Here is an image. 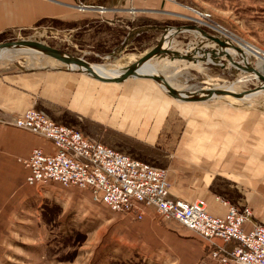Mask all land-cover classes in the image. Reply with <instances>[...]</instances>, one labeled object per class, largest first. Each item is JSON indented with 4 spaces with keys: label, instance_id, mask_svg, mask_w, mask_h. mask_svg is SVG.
Wrapping results in <instances>:
<instances>
[{
    "label": "rangeland",
    "instance_id": "rangeland-1",
    "mask_svg": "<svg viewBox=\"0 0 264 264\" xmlns=\"http://www.w3.org/2000/svg\"><path fill=\"white\" fill-rule=\"evenodd\" d=\"M77 3L78 1L74 0L67 3L72 9L66 17L39 20L31 29L4 31L5 37L0 43L16 41L20 38L37 39L64 53L81 57L91 63L103 64L100 67L115 68L116 65L128 66L145 55L160 40L162 36L160 28L163 26L197 24L208 33L231 40L234 45L246 52L247 59L255 68L258 66L264 69V0H114L113 4L108 3L110 6L107 3V5L102 4L100 0H82L80 3L86 5L82 8H79ZM98 4L106 8L93 7ZM145 5H150V9L145 8ZM145 10L148 12L144 13ZM40 21L43 23L40 24ZM194 39H196L194 33H179L173 42V47L184 48ZM3 55L1 62L4 70L53 73L64 69L81 74L82 78L88 81L87 84L92 82L99 87L104 85L103 81L93 79L78 70L67 69L62 62L40 53L22 50L21 52L4 51ZM152 63H159L161 74L173 87L185 91L228 87L243 95L242 92H252L259 85V80L255 76L240 71L231 64H227L226 67L222 64L206 62L188 65L182 60H178V64L175 62L172 64L170 61L159 62L158 59L152 60ZM132 80L133 77L112 83L113 85L110 86L115 89L111 90L109 97H105L106 102L101 103L96 114L91 111H78L73 107L65 109L57 104L38 107L37 98L32 99L35 104L29 108L40 109L53 120L71 126L87 137L112 146L132 158H138L166 170L170 191V175L174 173L177 156L182 153L190 157L191 143L196 142L190 136L188 117L179 113L182 102L190 101L179 102L150 78L146 79L147 84L140 90L129 93L122 101L120 88L127 81ZM156 94L159 104L167 103L170 106L167 125L165 128H160L162 131L156 142H143L135 136L113 130L112 126H117L118 120L115 118L117 115L122 117L127 110L131 115L141 111L147 112L149 108L147 109L146 105L149 101L157 100ZM140 102L147 111L138 110ZM118 103L127 105V109L119 110ZM130 103H135L132 105V112H130ZM190 103H205L210 106H214L215 103L223 105L259 103L262 111V126H264V90L259 94L246 95L234 104L223 97ZM152 110L149 111L157 112L155 108ZM159 112L161 113L162 110ZM36 148L39 147L34 149ZM27 184L26 180L25 199L14 209L19 215H10V225L6 231L0 232V257L3 259L0 264H157L149 262L143 255L142 257L132 255L128 246L117 240L120 234L118 221L114 217L129 213L112 211L102 203L101 199H95L90 190L84 192L78 187L68 188L58 183L35 189ZM215 186L225 195L226 192L234 190V186L224 179H217ZM171 197L174 198L172 194ZM224 198L227 201H221L227 207V212L217 216H225L230 205L237 206L240 211L249 206L252 209L250 218L252 222L248 227L263 224L253 221L254 212L251 205H240L227 195ZM27 206H32V210L40 213V220H34L38 214L37 216L31 214L30 219L19 220L22 217L20 214L25 213L23 209ZM142 209L143 217L151 210L154 218L160 223L170 224L174 229L182 231L184 233L182 238L193 239V242L202 244L203 255L197 264H208L211 246L205 238L173 218L165 219L154 207ZM135 215L136 219H141L139 214ZM235 245H238V242L231 240L230 243L225 244V247L231 250Z\"/></svg>",
    "mask_w": 264,
    "mask_h": 264
},
{
    "label": "crops",
    "instance_id": "crops-1",
    "mask_svg": "<svg viewBox=\"0 0 264 264\" xmlns=\"http://www.w3.org/2000/svg\"><path fill=\"white\" fill-rule=\"evenodd\" d=\"M70 1L0 0V34L9 29H31L39 20L66 17L72 9L67 4ZM100 1L102 4L114 3V0ZM149 6L145 8L150 9ZM145 8L141 7V9ZM146 12L148 11L145 10L144 13ZM133 78L134 80L127 81L120 88L122 101L129 93L137 92L147 84L144 77ZM87 82L81 74L70 70L69 72L64 69L56 70L53 73L20 72L2 69L1 62L0 232L6 231L10 225V215H19L14 209L26 197L24 194L27 169L18 158L28 156L35 147H42L50 153L55 151L52 144L41 136L5 122L13 120L33 106L34 98H37L38 107L57 104L65 109L73 107L78 111H91L96 114L101 103L106 102L105 97H109L111 90L115 89L110 85L120 81L102 82L104 85L101 87ZM156 96L157 100L149 101L146 107L149 110L155 108L157 112L147 111L140 102L138 110L147 112L141 111L131 115L127 110L122 117L117 115L115 117L118 120L117 126H112L113 130H120L143 142H156L162 131L160 128H165L168 121L166 119L170 116L168 113L170 106L167 103L159 104L158 95ZM133 104H129L130 112ZM117 105L119 110L127 109V105L119 103ZM180 107L179 113L188 117L190 136L196 142L191 143L190 157L182 153L177 156L174 173L170 175L172 196L191 201L203 198L209 213L215 216L227 212V207L221 201H227L224 198L227 195L240 205H251L254 212L253 221L264 224V126H262V111L259 103L256 105L215 103L214 106H210L205 103L182 102ZM246 121L248 122L245 123ZM217 179H224L234 186V190L226 192V195L222 194L216 189ZM56 183L61 184L50 182L41 187L45 188ZM30 187L41 189L38 186ZM23 210L25 213L20 214L22 217L19 220L30 219L31 214L35 216L38 214L34 220H40V213L32 210V206H27ZM114 219L118 221L117 225L121 230H118L120 235L117 240L126 244L132 255L141 257L143 255L151 263L197 264L203 255L202 244L193 242V239L182 238L184 235L182 231L174 229L170 224L160 223L154 218L151 210L141 219H136L134 213L115 216ZM2 260L0 257V263L3 262Z\"/></svg>",
    "mask_w": 264,
    "mask_h": 264
},
{
    "label": "built area",
    "instance_id": "built-area-1",
    "mask_svg": "<svg viewBox=\"0 0 264 264\" xmlns=\"http://www.w3.org/2000/svg\"><path fill=\"white\" fill-rule=\"evenodd\" d=\"M76 5L86 7L80 2ZM93 7L106 8L100 4ZM5 124L43 136L55 150L48 153L39 147L18 159L28 169V185L41 187L59 182L90 190L112 211L137 213L140 218L142 208L154 207L165 219H175L209 242L208 264H264V224L248 227L252 222L249 206L240 211L230 205L225 216H213L203 199L172 198L166 170L87 137L40 109H26ZM231 240L238 245L228 250L225 244Z\"/></svg>",
    "mask_w": 264,
    "mask_h": 264
},
{
    "label": "water",
    "instance_id": "water-1",
    "mask_svg": "<svg viewBox=\"0 0 264 264\" xmlns=\"http://www.w3.org/2000/svg\"><path fill=\"white\" fill-rule=\"evenodd\" d=\"M162 31V36L160 40L151 48L149 51L143 55L142 57L138 58L134 62H132L128 66H115L116 73L112 70H108L106 73L113 75L114 78L118 76V78L114 79L113 81H124L128 78L138 77L140 76L139 70L144 68L147 63L154 59H158L159 62L162 61H170L172 64H178V60H182L185 64L188 63H197L198 61L201 63H205L208 59L211 60L213 64H222L223 67H226L227 64H231L236 67L240 71L248 72V74L257 76L259 79L258 88L255 91L264 90V74L260 72L258 67H254L252 64H239L241 57L243 58V49L239 48L238 46L234 45L231 40L228 38H221L212 33H208L203 28H201L197 24L193 25H181L177 27L173 26H163L160 28ZM188 32L194 33L196 35V39L191 40L188 42L184 48L175 49L173 47V42L179 35V33ZM201 39V40H199ZM213 43L215 47H204L206 44ZM5 49H12L14 51H21V50H29L34 53H40L45 56L54 58L67 66V69H74L80 72H84L82 69L89 71L91 73H98L102 71L98 66L103 64H95L83 59L81 57L64 53L63 51L51 47L40 40H30V39H23L20 38L16 41H5V43H0V64L3 59V53ZM226 60V61H223ZM223 62V63H222ZM225 62V63H224ZM244 63V62H243ZM73 65L76 67L73 68ZM145 79H153L155 82L162 84L159 82V79L152 74L147 73L144 76ZM116 80V81H115ZM164 80V79H163ZM102 81H106L105 79ZM167 87L170 90H173L171 84L165 79L164 80ZM169 92V90L167 91ZM171 95V93H168ZM172 96V95H171ZM176 99V98H175ZM201 99H187L184 98L182 101H200Z\"/></svg>",
    "mask_w": 264,
    "mask_h": 264
},
{
    "label": "bare ground",
    "instance_id": "bare-ground-1",
    "mask_svg": "<svg viewBox=\"0 0 264 264\" xmlns=\"http://www.w3.org/2000/svg\"><path fill=\"white\" fill-rule=\"evenodd\" d=\"M212 44L213 43L209 42V44H207L206 46L209 47V48L210 47H215V45L213 44L214 46H212ZM206 46H204V47H206ZM5 51L21 52L22 50L21 51L20 50L19 51H14L12 49H5ZM23 51H25V50H23ZM26 51L27 52H31L29 50H26ZM247 55H249V54H247ZM206 63H211V60L208 59L206 61ZM246 63L252 64L247 59L246 52L244 51L243 58L241 57V60L239 61V64L242 65V64H246ZM195 64H201V62L198 61ZM188 65H189V63H188ZM159 67H160L159 63L155 64V63H152V61H150L149 63H147V65L144 68L139 70L138 74L140 76H138L137 78H142L145 75H147V73L152 74L153 76H155V77H157L159 79L160 83L162 82V84H159L157 82L159 84L160 88L163 91L165 90L166 93L170 92L172 97L176 98V100H178V101H182V99H184V98H187V99H195L196 98V99H201L200 101H205V100H209V99L223 97L225 99H228L229 101H231L234 104V103H237V101L241 100V98H243L244 96L246 97V95L259 94L261 92V90H258V91L253 90L252 92H248V93L242 92L241 94H243V95H239V92H236L234 89H231V88H228V87L206 88V89H197L195 91H185V90H182L180 88L178 89L176 87H173L172 85L171 86H172L173 90H170L167 87V85H166V83L164 81L166 78H165V76L163 74H161L162 72H161ZM73 68L76 69V67L74 65H73ZM98 68H100L102 71H100L98 73H91L89 71H86L85 69H82L84 71L82 73H85V74L89 75L91 78L96 79L98 81H102V80L105 79L106 81H103V82H114L113 80L118 78V76L116 78H114L113 75H110V74L106 73L108 70H111V71L113 70L116 73V70H115L116 68H104V67H99V66H98ZM258 69L260 70L261 73L264 74V72H263L264 69L263 68L258 67ZM245 73H248V72H245ZM255 77L257 79L256 75H255ZM257 80H259V79H257ZM257 88H258V86H257ZM168 90H169V92H167Z\"/></svg>",
    "mask_w": 264,
    "mask_h": 264
},
{
    "label": "trees",
    "instance_id": "trees-1",
    "mask_svg": "<svg viewBox=\"0 0 264 264\" xmlns=\"http://www.w3.org/2000/svg\"><path fill=\"white\" fill-rule=\"evenodd\" d=\"M41 23H43L42 21H40V24ZM5 37V32L4 33H2V34H0V41L2 40V38H4Z\"/></svg>",
    "mask_w": 264,
    "mask_h": 264
}]
</instances>
